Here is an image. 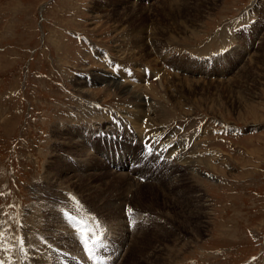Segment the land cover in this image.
<instances>
[{"label": "rangeland", "instance_id": "1", "mask_svg": "<svg viewBox=\"0 0 264 264\" xmlns=\"http://www.w3.org/2000/svg\"><path fill=\"white\" fill-rule=\"evenodd\" d=\"M263 26L264 0H0V264H264Z\"/></svg>", "mask_w": 264, "mask_h": 264}, {"label": "bare ground", "instance_id": "2", "mask_svg": "<svg viewBox=\"0 0 264 264\" xmlns=\"http://www.w3.org/2000/svg\"><path fill=\"white\" fill-rule=\"evenodd\" d=\"M248 10H249V9H248ZM149 23H150V22H149ZM259 26H260V25H259ZM263 27H264V26H263ZM149 29H150V28H149ZM149 29H148V30H149ZM227 29H228V28H227ZM152 31H153V30H152ZM152 31H151V32H152ZM154 31H155V30H154ZM157 31H158L159 34H160V33L162 34V32H161L159 29H157ZM140 33H141V32H140ZM140 35H141V34H140ZM140 35H138V37H137L138 40L143 39V36H140ZM157 35H158V34H157ZM153 36H156V35L154 34ZM153 36H152V37H153ZM135 37H136V36H135ZM145 37H146V36H145ZM190 37H192V35H191ZM155 38H156V37H155ZM161 38H162V37H161ZM192 38H193V37H192ZM157 39H158V38H157ZM157 39H156V40H157ZM143 40H144V39H143ZM141 41H142V40H141ZM115 42H116V40H115ZM118 42H119V41H118ZM118 42H117V43H118ZM151 42H152V41H151ZM135 43H136V42H135ZM176 43H177V42H176ZM119 44H120V43H119ZM154 44H155V43H154ZM136 45H137V44H136ZM142 45H144V49H146V48H145V44L143 43ZM121 46H122V45H121ZM121 46H120V47H121ZM137 47H138V46H137ZM114 48H115V47H114ZM116 48H117V47H116ZM122 48H123V47H122ZM128 48H129V46H128ZM135 48H136V47H135ZM140 48H141V47H140ZM144 49H143V50H144ZM160 49H161V48H160ZM120 50H121V49H120ZM131 50H132V49H131ZM136 50H137V48H136ZM138 50H139V48H138ZM138 50H137V52H138ZM147 50H148V48H147ZM162 50H164V49H162ZM168 50H169V49H168ZM139 51H140V50H139ZM151 51H152V50H151ZM154 51H155V50H154ZM159 51H160V50H159ZM135 52H136V51H135ZM145 52H146V51H145ZM148 52H149V51H148ZM152 52H153V51H152ZM155 52H157V51H155ZM116 53H117V52H116ZM120 53H121V52H120ZM130 54H131V53H130ZM157 54H158V53H157ZM120 55H121V54H120ZM123 55H124V53H122V57H124ZM126 55H127V53H126ZM132 55H133V54H131V57H132ZM140 55H141V54H140ZM159 55H160V54H159ZM126 57H127V56H126ZM133 57H134V56H133ZM128 58H129V57H128ZM158 58H159V57H158ZM144 59H145V58H144ZM150 59H151V58H150ZM150 59H149V60H150ZM123 60H124V59H123ZM145 60H146V59H145ZM127 61H128V60H127ZM134 62H136V61L134 60ZM143 62H144V61H143ZM147 62H148V61H147ZM123 63H124V62H123ZM146 64H147V63H146ZM152 73H153V72H152ZM159 74H161V73H159ZM155 75H156V74H155ZM176 75H177V74H176ZM157 76L159 77L158 74H157ZM157 76H154V77L157 78ZM101 78H102L101 80L104 82V84L106 83V84H108V85H113V88H114V86H117V87L121 86L118 82L115 81V76L113 77V76L109 75V77H107L106 80H104L103 77H101ZM158 79H159V78H158ZM121 80H122V79H121ZM165 82H166V81H165ZM170 82H171V80H170ZM155 83H156V82H155ZM158 83H160V82H158ZM168 83H169V82H168ZM171 83H172V82H171ZM155 85H156V84H155ZM157 85H158V84H157ZM170 85H171V84H170ZM165 86H166V85H165ZM167 86H169V84H167ZM167 86H166V87H167ZM156 87H157V86H156ZM141 88H142V87H141ZM149 88H150V87H149ZM149 88H147V89L149 90ZM124 89H125V88H124ZM152 89H153V88H152ZM168 89H169V88H168ZM84 90L86 91V89H84ZM116 90H117V89H116ZM136 90H138V88H137ZM153 90L155 91L156 89H153ZM82 91H83V90H82ZM122 91H123V90H122ZM169 91H170V90H169ZM127 92H128V91H127ZM143 92H144V91H143ZM145 92H146V91H145ZM159 92H160V91H159ZM133 93L135 94V92H133ZM140 93H141V92H140ZM147 93H148V92H147ZM155 93H156V91H155ZM155 93H154V94H155ZM83 94H84V93H83ZM119 94H120V93H119ZM130 94H131V93H130ZM169 94H170V93H169ZM87 95H88V93H87ZM120 95H121V94H120ZM125 95H126V94H125ZM132 96H134V97H136V98H139L140 101L143 100V98H144V97L142 98L141 95H140L139 93H137V94H135V95H132ZM143 96H144V95H143ZM155 96H156V95H155ZM128 98H129V97H128ZM155 99H156V98H155ZM165 99H166V98H165ZM151 100H152V99H151ZM137 101H138V99H137ZM139 103H140V102H139ZM130 106H131V105H130ZM82 108H83V107H82ZM152 108H153V107H152ZM152 108H151V109H152ZM94 109H95V107H94ZM94 109H93V111H94ZM155 110H156V109H155ZM157 110H159L158 107H157ZM179 110H180V109H179ZM95 111H96V110H95ZM138 111H140V110H138ZM133 112H134V111H133ZM155 112H156V111H155ZM144 113H145V112H144ZM134 114H135V113H134ZM139 114H141V113H139ZM137 115H138V113H137ZM144 116H145V115H144ZM144 116H143V117H144ZM149 117H150V116H149ZM142 119H143V118H142ZM144 119H145V118H144ZM150 119H151V118H150ZM157 119H158V118H157ZM148 120H149V119H148ZM155 120H156V119H155ZM76 123H77V122H76ZM147 123H150V121H148ZM158 123H159V121H158ZM160 124H161V122H160ZM76 125H78V124H76ZM78 126H79V125H78ZM133 126H134V125H133ZM138 127H139V126H138ZM163 127H164V126H163ZM71 131H72V134H73V132L77 133V129H74V130H73V128H72ZM86 131H87V130H86ZM157 131H158V130H157ZM87 133H88V132H87ZM81 134H82V133H79V135H80V136H79V141H80V142H81V138H82ZM89 135H90V132H89ZM162 135H163V134H162ZM151 139H156V140H159V139H157L156 137H153V138H150V139L148 140V141H150V144H153V143H154V145H156L157 143H158L159 145H161L162 142L164 141V138H163V139H160L159 142H158V141H155V140H151ZM95 140H96V139H95ZM167 141H168V140H167ZM85 142H87V141L85 140ZM164 143H165V142H163V144H164ZM163 144H162V146H163ZM168 144H169V141H168ZM96 145H97V143H96V141H95V146H96ZM166 145H167V144H166ZM166 145L163 146V147H162V146H161V147H160V146H157L156 148L158 149V151H159L160 153H164V151H165V152L167 153L168 156H172V155H173V152H176V150H178V152H176L177 154L174 153V154H176V155L174 156V158H175V157L178 158V157H179V154H180V152H179L180 149H179V148H175V149H174V147H173L172 149H167V146H168V145H167V146H166ZM170 146H171V145H170ZM169 148H170V147H169ZM166 149H167V150H166ZM91 151H92V150H91ZM194 151H195V150H194ZM187 154H188V153H187ZM87 156H88V155H87ZM204 156H205V155H204ZM172 157H173V156H172ZM189 157H192V156H189ZM194 157H195V156H194ZM198 158H200V157H198ZM172 159H173V158H172ZM190 159H191V158H190ZM203 160H204V159H203ZM209 161H210V160H209ZM188 162H189V161H188ZM193 162H194V160H193ZM210 163H211V162H210ZM184 164H185V163H184ZM184 164H183V165H184ZM206 164H207V163H206ZM181 165H182V164H181ZM189 165H190V163H189ZM190 167H193V166L191 165ZM195 167H196V166H195ZM213 168H214V167H213ZM193 169H194V167H193ZM195 171L198 172L199 170H195ZM195 171H194V172H195ZM185 172H187V171H185ZM194 172H193V173H194ZM185 175H186V174H185ZM208 177H209V176H208ZM170 178H172V176L166 178V182H167V183H168V180H169ZM172 180H178V178L173 176V179H172ZM177 182H179V181H175L174 184H177ZM112 183H113V182H112ZM117 183H118V182H117ZM110 184H111V183H110ZM115 184H116V183H115ZM137 184H138V183H137ZM112 185H113V184H112ZM112 185H111V186H112ZM107 186H108V185H107ZM113 186H115V185H113ZM113 186H112V187H113ZM117 187H118V186H117ZM107 188H108V187H107ZM110 188H111V187H109V189H110ZM130 188H131V186H130ZM165 188H171V189H173L174 187H173V186L170 187V185H169V183H168V185L165 186ZM41 193H42V192H41ZM54 193H55V192H54ZM123 197H124V196H123ZM71 198H72V197H71ZM71 198H70V199H71ZM120 198H121V197H120ZM64 199H65V198H64ZM118 199H119V198H118ZM122 199H123V198H122ZM99 200H100V199H98V201H99ZM72 201H73V199H72ZM108 201H109V199H108ZM184 201L187 202V198H185ZM81 202H82V201H81ZM99 202H100V201H99ZM109 202H110V201H109ZM109 202H108V204L110 205ZM45 203H46V202H45ZM51 203H52V202H51ZM83 203H84V202H83ZM108 204H107V205H108ZM76 207H77V206H76ZM87 207H89V206H87ZM90 207H91V206H90ZM106 207H107V206H106ZM93 209H94V208H93ZM100 209H101V208H100ZM98 210H99V208H98ZM102 210H103V209H102ZM110 210H111V209H110ZM99 211H100V210H99ZM114 212H116V211H114ZM42 213H43V212H42ZM102 213H103V212H102ZM107 214H108V213H107ZM43 215H44V214H43ZM45 215H46V214H45ZM40 216H41V215H40ZM104 217H105V216H104ZM49 220H50V219H49ZM51 221H52V220H51ZM119 225H120V224H119ZM47 228H48V227H47ZM55 230H56V229H55ZM55 239H56V238H55ZM92 244H93V242H92ZM1 254H2V253H1ZM3 254H4V253H3ZM4 255H5V254H4ZM157 258H158V257H156V258L151 257V258H149V260L153 259L154 261H156Z\"/></svg>", "mask_w": 264, "mask_h": 264}, {"label": "snow or ice", "instance_id": "3", "mask_svg": "<svg viewBox=\"0 0 264 264\" xmlns=\"http://www.w3.org/2000/svg\"><path fill=\"white\" fill-rule=\"evenodd\" d=\"M129 212H131V209H129Z\"/></svg>", "mask_w": 264, "mask_h": 264}]
</instances>
